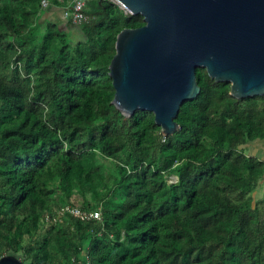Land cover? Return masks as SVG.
Masks as SVG:
<instances>
[{
	"label": "trees",
	"instance_id": "trees-1",
	"mask_svg": "<svg viewBox=\"0 0 264 264\" xmlns=\"http://www.w3.org/2000/svg\"><path fill=\"white\" fill-rule=\"evenodd\" d=\"M47 1L0 0V258L264 264V160L248 152L264 145V94L237 99L197 68L164 136L153 113L111 103L116 36L142 16L85 0L75 25L49 18L72 0Z\"/></svg>",
	"mask_w": 264,
	"mask_h": 264
},
{
	"label": "water",
	"instance_id": "water-1",
	"mask_svg": "<svg viewBox=\"0 0 264 264\" xmlns=\"http://www.w3.org/2000/svg\"><path fill=\"white\" fill-rule=\"evenodd\" d=\"M145 22L121 30L109 64L111 103L126 117L153 113L164 136L200 92L195 71L240 99L264 94V0H112ZM0 264H22L10 256Z\"/></svg>",
	"mask_w": 264,
	"mask_h": 264
},
{
	"label": "built area",
	"instance_id": "built-area-1",
	"mask_svg": "<svg viewBox=\"0 0 264 264\" xmlns=\"http://www.w3.org/2000/svg\"><path fill=\"white\" fill-rule=\"evenodd\" d=\"M41 5L42 7H47L48 1L41 0ZM84 5H85V0H72L70 5L63 10L64 18L75 25L88 21L89 17L83 12ZM124 12L126 13V11ZM68 208L74 215L79 216L80 218L88 217L87 214H85L84 212L80 211L77 208H73V207L71 208L68 207ZM89 216H92L94 218H99V214L97 212H94Z\"/></svg>",
	"mask_w": 264,
	"mask_h": 264
},
{
	"label": "crops",
	"instance_id": "crops-1",
	"mask_svg": "<svg viewBox=\"0 0 264 264\" xmlns=\"http://www.w3.org/2000/svg\"><path fill=\"white\" fill-rule=\"evenodd\" d=\"M50 13V19L53 20V21H57V20H60V21H65V18L63 16V10H57L54 12H49ZM49 15V14H48ZM248 152L252 155H256L258 158L260 159H263L264 160V145L260 144L259 142L253 144V145H250L248 147Z\"/></svg>",
	"mask_w": 264,
	"mask_h": 264
},
{
	"label": "rangeland",
	"instance_id": "rangeland-1",
	"mask_svg": "<svg viewBox=\"0 0 264 264\" xmlns=\"http://www.w3.org/2000/svg\"><path fill=\"white\" fill-rule=\"evenodd\" d=\"M82 38H83V36H82V33H81L79 27H72L69 30V39H71L73 42L79 41ZM175 179L176 178L174 176L168 177V180H170V181H174Z\"/></svg>",
	"mask_w": 264,
	"mask_h": 264
}]
</instances>
